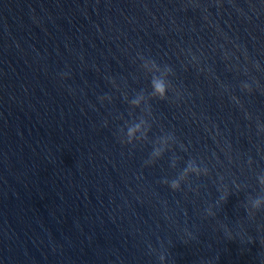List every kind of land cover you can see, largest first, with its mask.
<instances>
[{"label": "water", "instance_id": "water-1", "mask_svg": "<svg viewBox=\"0 0 264 264\" xmlns=\"http://www.w3.org/2000/svg\"><path fill=\"white\" fill-rule=\"evenodd\" d=\"M0 264H264V0H0Z\"/></svg>", "mask_w": 264, "mask_h": 264}, {"label": "clouds", "instance_id": "clouds-1", "mask_svg": "<svg viewBox=\"0 0 264 264\" xmlns=\"http://www.w3.org/2000/svg\"><path fill=\"white\" fill-rule=\"evenodd\" d=\"M153 87H154V90L155 92L161 97L163 98V96L165 95V91H166V86L164 84L163 81L161 80H154L153 81ZM130 133H131V130H130ZM178 187V184L174 181L172 183V188H176Z\"/></svg>", "mask_w": 264, "mask_h": 264}]
</instances>
